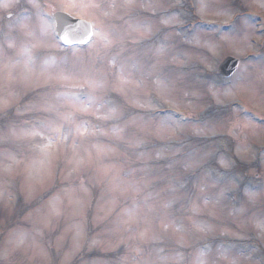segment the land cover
<instances>
[{
	"label": "clouds",
	"instance_id": "1",
	"mask_svg": "<svg viewBox=\"0 0 264 264\" xmlns=\"http://www.w3.org/2000/svg\"><path fill=\"white\" fill-rule=\"evenodd\" d=\"M207 3L202 10L198 0H137L133 9H121L114 17L97 10L101 30L116 37L127 30L130 16L152 25L137 42L124 40L112 49L97 45L99 56L93 53L66 66L82 85L80 93L88 91L89 79L109 82L101 95L120 106V119L100 121V127L108 130L120 123L127 125L129 137L143 138L139 151L145 156L115 140V159L110 162L123 182H138L139 188L123 194L113 191L110 180L98 175L93 165L76 172V186L65 189L64 182L73 174L67 155L53 159L48 172L37 175L30 169L35 157L30 146L5 139L0 142V264H264V127L242 118L230 103L247 96L264 103V64L258 54L235 82L232 95L220 96L218 103L213 90L225 85L209 74V67L222 54L247 48L251 33L227 40L219 29L207 27L264 15V0ZM222 9L233 14L225 15ZM169 16L173 19L164 23ZM161 43L168 45L167 51L157 57L154 50ZM117 54L135 55L151 71V76L136 74L142 84L135 95L143 99V107L112 89L110 65ZM157 78L168 81L167 95L158 91ZM61 88L55 81L26 84L0 76V97L9 101L7 112L0 113V129L6 133L12 120L38 125L50 117L38 107L44 99L60 111L67 108L66 101L56 100ZM177 111L187 119L162 148L154 125L163 118L180 120ZM90 142L92 138L85 141ZM9 154L21 161L11 171ZM225 157L231 166L222 170L216 162ZM69 191L80 201L78 207L72 206ZM54 192L65 197L58 214L51 208L58 197ZM168 202L171 206L163 207ZM131 207L138 209L135 221L127 217ZM173 221L183 225L182 238L171 227L163 229ZM146 224L155 235L142 238Z\"/></svg>",
	"mask_w": 264,
	"mask_h": 264
},
{
	"label": "snow or ice",
	"instance_id": "2",
	"mask_svg": "<svg viewBox=\"0 0 264 264\" xmlns=\"http://www.w3.org/2000/svg\"><path fill=\"white\" fill-rule=\"evenodd\" d=\"M28 6L25 11L20 12L14 22L10 24V30L4 32L0 30V76L6 75L10 81L21 80L26 84L40 83L48 84L55 81L64 86V88H80L72 72L66 67L71 61L73 64L84 59L79 55L80 50H73V58L57 57L51 52L45 54L44 50L51 47H59V41L63 40L65 44L73 40L79 44L89 45L88 56L93 53L99 56L101 45L103 49H112L118 42L131 40L137 42L146 33L152 31V25L146 23L134 16L129 17L128 28L125 32L114 36L111 31H102L99 27L97 10L101 9L105 17H114L119 14L121 9H133L137 0H23ZM152 4L155 0H145ZM202 10L208 7L207 0H198ZM21 0H6L2 7L7 10L18 7ZM79 15L74 16V11ZM31 11L32 15L26 14ZM225 15H232L229 9L221 10ZM173 17L163 18L164 23L171 21ZM209 23V22H205ZM252 21L248 17H239L232 24H227V30L224 25H213L214 29H219L227 40L240 39L248 37L249 27ZM264 34V33H262ZM168 45H161L154 50V55L159 57L165 54ZM261 64H264V51L259 53ZM250 61L241 63L234 72H231V79H226L219 74L216 77L224 83L221 89L213 90V95L220 102V96L232 95L233 86L236 81L241 79L248 71ZM111 71L113 80L111 86L113 91L120 96L125 97L131 103L138 107H143L137 99L135 92L142 81L137 78V73L142 76H151V71L146 70L143 63L137 56L131 55L121 58L119 54L112 57ZM155 67V66H153ZM86 93H75L58 90L56 95L57 102L66 101L68 106L64 110L57 109L56 104L44 99L38 107L51 113L52 115L41 120L38 125L20 124L16 121H9L6 133L0 129V142L7 138L16 141L26 142L35 157L31 161L30 169L37 175L48 172L52 160L57 158L62 150L69 157L71 173L79 172L83 168L96 166L97 174L108 178L113 191L120 193L135 192L139 188L137 183H125L122 181L119 173L116 172L113 164L104 163L105 158L115 154L116 147L112 144H105L99 141L85 143L86 140L97 136H108L112 140L125 141L129 147L137 150V155L143 157L146 154L139 151L144 141L142 137H129L127 134V125L113 123L111 128L105 130L100 127V121H118L120 119V106L112 103L101 93L109 83L103 78H92L87 82ZM158 91L162 95H167L168 81L163 78H157L155 81ZM9 101L7 98L0 97V113L8 110ZM95 118L94 120L91 118ZM181 119L163 118L160 119L153 128L154 134L161 140L162 148L166 147L165 140L174 133L180 126L183 119H187L183 114ZM2 123V121H0ZM133 125L137 122L132 121ZM70 152V155L68 153ZM161 155V153H157ZM7 169L11 171L21 161L15 154H9L7 158ZM221 165L225 168L231 166V161L221 159ZM71 197V192L68 193ZM74 207H78L80 201L72 199ZM60 198L57 197L52 202L51 208L57 214ZM171 206V202L165 203L163 207ZM127 217L130 221L138 218L137 207H131L127 210ZM163 229L167 231L170 227L182 238L183 225L173 221L171 224L164 223ZM79 234V233H78ZM142 238L154 236L151 226L146 224L144 230L140 233ZM203 255V254H202ZM162 261L166 258L162 257Z\"/></svg>",
	"mask_w": 264,
	"mask_h": 264
},
{
	"label": "rangeland",
	"instance_id": "3",
	"mask_svg": "<svg viewBox=\"0 0 264 264\" xmlns=\"http://www.w3.org/2000/svg\"><path fill=\"white\" fill-rule=\"evenodd\" d=\"M27 7L28 6L26 5V7H23V8L26 9ZM23 11H25V10H23ZM71 11H74V13L76 15H79V13L75 12V10H71ZM26 14H28V12ZM259 18H261L264 22V15H257L254 18H252V17L249 18L252 21V24L249 27V33H251V35L249 36V34H248L249 39L247 42V48L238 47L235 50H231L228 53L222 54L218 58L216 63L213 66L209 67L208 71H209V74L211 76H216L217 67L220 64V62L224 59V57L232 56V57L239 59L240 61L242 60V62L257 60L258 54L261 51H264V34H262V33H264V27L262 29V26L258 25V24H260V21H257ZM3 24H5V23H3ZM213 27H214L213 25L208 26V28H213ZM224 27H225V30H227V24ZM9 30L10 29L8 28V31ZM243 38L244 37L242 36L241 39H243ZM75 49L80 50L79 55L84 57V59H87L89 57L88 56V52L90 51L89 45H86L84 48H82V47H70L68 49H64L61 45H59V47L44 50V53H42V54H45L47 52H51L52 54H55L58 58L59 57H68L69 60H71L73 58V50H75ZM74 79L76 81V79H78V78H74ZM60 90L61 91H68V92H75V93L80 92L79 88H61ZM137 99H139V102L143 103V99H141V98H137ZM213 102L215 103L216 101L214 100ZM230 103L237 111H240L242 118L251 120L252 123L257 125L258 127H264V103H261L259 100H257L256 98H254L252 96L233 99L230 101ZM136 111L139 112V111H142V109H137ZM168 111H171V109L169 108ZM181 113H182L181 111H177L175 114L181 115ZM91 119L94 120L95 118L93 117ZM96 141H97L96 137L92 138V142H96ZM99 142L105 143V144H112L115 146V144H114L115 140H111L110 142H105L104 140H100ZM63 155H66L64 150L61 151L59 156H63ZM68 155H70V152L68 153ZM114 159H115V154H111L107 158H105L104 163L108 164L110 162H114ZM223 160L230 161V159L227 157L223 158ZM220 161L221 160H218L216 162L217 167H220L223 170L225 167H223L221 165ZM76 174L77 173H73L72 176H70L69 179L64 182L63 187L65 189L74 188L76 186L75 183L72 182L73 177ZM53 194L57 195L60 198L59 208H60V211H63L65 197L59 196L58 192H54ZM72 199H76V198L73 196L69 197L70 201ZM19 202L20 201H18V203ZM72 206H73V204H72ZM101 255H103V253H101Z\"/></svg>",
	"mask_w": 264,
	"mask_h": 264
},
{
	"label": "flooded vegetation",
	"instance_id": "4",
	"mask_svg": "<svg viewBox=\"0 0 264 264\" xmlns=\"http://www.w3.org/2000/svg\"><path fill=\"white\" fill-rule=\"evenodd\" d=\"M5 2L6 0H0V30L7 32L8 28H10L11 22H14L16 16L23 10H26L27 8L26 9L23 8L26 7V4L23 2V0H21L20 6L5 10L2 7L3 3ZM27 12L28 15L31 13V11H27Z\"/></svg>",
	"mask_w": 264,
	"mask_h": 264
},
{
	"label": "water",
	"instance_id": "5",
	"mask_svg": "<svg viewBox=\"0 0 264 264\" xmlns=\"http://www.w3.org/2000/svg\"><path fill=\"white\" fill-rule=\"evenodd\" d=\"M74 44H79L73 40H69V43L67 45H74ZM238 60L234 58H227L220 66L218 69V74L224 77H230V73L234 72L236 68L238 67Z\"/></svg>",
	"mask_w": 264,
	"mask_h": 264
}]
</instances>
